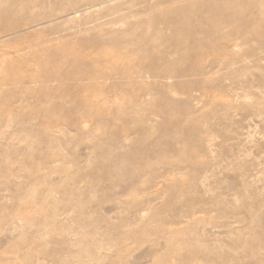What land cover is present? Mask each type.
I'll use <instances>...</instances> for the list:
<instances>
[{
  "label": "rangeland",
  "instance_id": "obj_1",
  "mask_svg": "<svg viewBox=\"0 0 264 264\" xmlns=\"http://www.w3.org/2000/svg\"><path fill=\"white\" fill-rule=\"evenodd\" d=\"M0 264H264V0H0Z\"/></svg>",
  "mask_w": 264,
  "mask_h": 264
},
{
  "label": "bare ground",
  "instance_id": "obj_2",
  "mask_svg": "<svg viewBox=\"0 0 264 264\" xmlns=\"http://www.w3.org/2000/svg\"><path fill=\"white\" fill-rule=\"evenodd\" d=\"M262 2V1H261ZM261 5H263V4H261Z\"/></svg>",
  "mask_w": 264,
  "mask_h": 264
}]
</instances>
